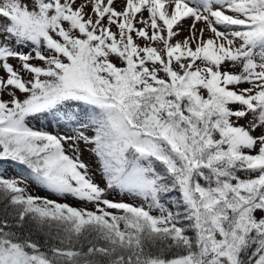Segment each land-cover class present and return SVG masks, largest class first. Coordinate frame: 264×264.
<instances>
[{
  "label": "snow or ice",
  "instance_id": "6c2138e0",
  "mask_svg": "<svg viewBox=\"0 0 264 264\" xmlns=\"http://www.w3.org/2000/svg\"><path fill=\"white\" fill-rule=\"evenodd\" d=\"M0 264H264V0H0Z\"/></svg>",
  "mask_w": 264,
  "mask_h": 264
},
{
  "label": "rangeland",
  "instance_id": "374dc122",
  "mask_svg": "<svg viewBox=\"0 0 264 264\" xmlns=\"http://www.w3.org/2000/svg\"><path fill=\"white\" fill-rule=\"evenodd\" d=\"M187 28H188V22H185L184 28L182 30V35H181L180 38H182L183 35H186L187 34ZM241 123H246V122L245 121H241ZM32 124L35 127H37V128L42 127V126H47L49 128V130H52V131H62L61 129L57 128L55 122H52V123L49 124L47 120H45L43 124H41L38 121L33 120L32 121ZM83 159H85V161H87L88 163H90L92 165L93 169L95 170V168H96V164H95L96 158H95L94 154H92L87 149H84L83 150ZM96 175H97L98 182H99L100 173L97 171L96 172ZM31 191L34 194L48 195V197L51 198V199H58V197L55 194H51L47 190L42 189V188H39V187H37L34 184L31 186ZM110 198H112V199H120L121 198V195L118 192H115V193H112L111 194ZM59 199H61V202H64L62 198H59ZM67 202L72 203L73 205H76V206H84L83 203H81L80 201L74 200L72 198H68V201ZM89 207H90V205H89Z\"/></svg>",
  "mask_w": 264,
  "mask_h": 264
},
{
  "label": "trees",
  "instance_id": "16d2710c",
  "mask_svg": "<svg viewBox=\"0 0 264 264\" xmlns=\"http://www.w3.org/2000/svg\"><path fill=\"white\" fill-rule=\"evenodd\" d=\"M17 174H18V172L15 171V170H13L11 167H9L8 170H7V172L5 173V175L6 176H9V177L14 176V175H17Z\"/></svg>",
  "mask_w": 264,
  "mask_h": 264
}]
</instances>
